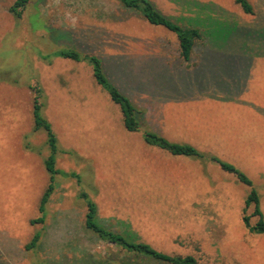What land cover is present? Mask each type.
<instances>
[{
  "label": "rangeland",
  "instance_id": "rangeland-1",
  "mask_svg": "<svg viewBox=\"0 0 264 264\" xmlns=\"http://www.w3.org/2000/svg\"><path fill=\"white\" fill-rule=\"evenodd\" d=\"M14 1L0 0V264H131V255L86 227L84 192L102 224L162 252L204 264H264V233L244 221L259 220L255 203L245 210L252 191L264 216V0H249L253 14L237 0H148L201 30L188 60L176 32L124 0H32L20 19L10 12ZM88 55L139 108L140 130L125 127ZM32 82L44 90L58 138L56 168L77 174L55 175L42 224L31 220L51 183L44 165L51 149L34 128ZM146 130L204 156L148 143ZM38 230L40 245L28 252Z\"/></svg>",
  "mask_w": 264,
  "mask_h": 264
},
{
  "label": "trees",
  "instance_id": "trees-1",
  "mask_svg": "<svg viewBox=\"0 0 264 264\" xmlns=\"http://www.w3.org/2000/svg\"><path fill=\"white\" fill-rule=\"evenodd\" d=\"M242 6L244 11L247 13H254V8L249 0H237ZM32 0H15L10 7V12L17 18L20 19L24 15L25 11L31 4ZM124 2L131 7L138 8L146 15L151 24L162 25L168 29L174 31L179 36L180 40V52L181 56L188 60L194 50L195 44L202 39V32L199 28H184L172 21L157 9L148 0H124ZM57 53L64 57L73 58L77 61L82 59V54L74 51L73 49H62L57 51ZM46 54H41V58H46ZM94 67V74L98 82L104 85L110 92L112 98L120 104L124 116L125 127L132 131H138L141 129L139 122L140 110L137 106L132 103V101L125 96L114 84L109 80L106 73L104 72L101 60L97 56H87ZM7 74L13 73L11 67L5 68ZM6 81V80H5ZM8 81V80H7ZM13 83L12 81H9ZM30 89L33 94V119L35 130H44L47 134V144L51 149V154L45 159V167L51 176V183L49 187L45 190L41 197L39 204V211L41 216L32 219V224L45 223L47 216V204L50 200L51 194L54 190L55 175L61 173L62 171L56 168V158L60 151L58 145V138L52 128L51 122L44 114L45 107V94L44 90L39 82H32L30 84ZM144 137L148 143L158 145L166 150H169L176 155H187V156H198L203 157L202 153L197 147L188 143H177L169 141L162 135L150 130L144 132ZM213 158V157H212ZM212 160L220 163L224 168L235 172L238 177L246 184L251 185V180L242 172L237 170L235 166L223 162L217 157ZM68 174L69 172H62ZM69 176L77 177V174L72 172ZM87 201V213H86V227L91 230L94 234L98 235L100 239L112 245L111 250L123 251L126 255H131V264H142L144 259L140 256H145L149 260H157L162 262H167L170 264H204L201 263L194 255H173L162 252L151 243L139 240L134 234L126 232L124 230H113L102 224L98 217V207L96 202L89 196L87 192L83 193ZM255 203V214L259 216V220L255 225L250 222V217L245 216L244 221L247 227L252 232L264 233V216L260 209L259 195L256 191H252L247 200L245 210L252 204ZM43 238V232L41 230L36 231L32 239L25 245L26 250L35 251L40 245ZM44 264V263H40Z\"/></svg>",
  "mask_w": 264,
  "mask_h": 264
}]
</instances>
